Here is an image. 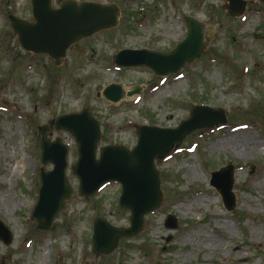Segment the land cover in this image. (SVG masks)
Returning a JSON list of instances; mask_svg holds the SVG:
<instances>
[{"label": "rangeland", "instance_id": "obj_1", "mask_svg": "<svg viewBox=\"0 0 264 264\" xmlns=\"http://www.w3.org/2000/svg\"><path fill=\"white\" fill-rule=\"evenodd\" d=\"M78 1L117 3L120 24L76 45L56 67L45 55L25 52L9 26V15L31 20L30 1L0 0V221L12 235L9 245L0 241V264H264V5L246 0L252 4L233 18L221 0ZM186 16L203 22L205 37L220 26L201 58L179 75L160 80L146 68L113 65L122 49L172 50L185 37ZM110 84L129 91L140 86L142 93L110 104L98 96ZM196 105L223 109L226 124L193 132L157 162L163 204L110 256L91 252L93 221L127 228L130 213L119 208L118 184L89 199L78 193L70 134L54 131L52 139L69 145L75 194L50 233L30 222L42 167L39 126L85 107L102 125L107 143L100 147L133 148L138 126L174 128ZM244 133L256 144L235 149ZM228 165L235 168L233 211L211 186L212 174ZM169 217L176 229L166 228Z\"/></svg>", "mask_w": 264, "mask_h": 264}, {"label": "water", "instance_id": "obj_2", "mask_svg": "<svg viewBox=\"0 0 264 264\" xmlns=\"http://www.w3.org/2000/svg\"><path fill=\"white\" fill-rule=\"evenodd\" d=\"M221 1L225 2L224 8L233 18L241 17L247 5L252 4L245 0ZM259 1L264 5V0ZM30 5L32 21L9 15V26L24 51L46 55L57 67L64 64L70 48L95 34L116 28L121 17L117 4L63 0L58 7H54L53 0H30ZM184 21L186 37L172 51L120 50L113 56V63L126 69L146 67L159 77L179 73L204 54L215 30L210 28L209 36L204 37L203 23L193 17H185ZM140 91L139 87H135L133 91L126 92L121 85L112 84L103 91V97L115 104ZM226 122L227 115L223 109L194 106L189 117L177 128L140 126L137 129V144L132 150L122 145H110L101 148L98 157L101 126L90 110L84 108L80 113L60 116L40 126L37 131L40 162L43 166H53V169L39 170L40 187L30 220L37 230L52 231L55 219L74 195L67 178L68 146L60 139L52 141L49 138L54 129L71 134L75 140L78 159L72 173L79 180V193L82 196L92 197L109 183L121 186L119 206L121 210L130 212V227H115L104 219H96L93 223L92 254L109 256L118 249L121 240L141 233L145 216L156 211L163 203L164 193L156 161H163L193 132L222 126ZM234 170L233 165L225 166L214 172L211 180V185L222 197L228 211L236 207ZM165 226L176 229L177 223L169 217ZM11 240L10 231L0 221V241L9 245Z\"/></svg>", "mask_w": 264, "mask_h": 264}, {"label": "bare ground", "instance_id": "obj_3", "mask_svg": "<svg viewBox=\"0 0 264 264\" xmlns=\"http://www.w3.org/2000/svg\"><path fill=\"white\" fill-rule=\"evenodd\" d=\"M243 135V138L241 139H237V140H234L233 142V147H235V149H238V150H242V151H245L246 149L249 148L252 140L250 137H247L246 136V133L242 134ZM252 144H256V143H252ZM251 144V146H252ZM234 149V148H233ZM199 200H203V203L207 202L205 199H199ZM198 201V200H197ZM203 204L202 203H199L197 206H202ZM187 215H190V213H187Z\"/></svg>", "mask_w": 264, "mask_h": 264}, {"label": "trees", "instance_id": "obj_4", "mask_svg": "<svg viewBox=\"0 0 264 264\" xmlns=\"http://www.w3.org/2000/svg\"><path fill=\"white\" fill-rule=\"evenodd\" d=\"M48 75L50 76V74H49V73H48ZM104 141H105L104 143H107V141H106V139H105V138H104Z\"/></svg>", "mask_w": 264, "mask_h": 264}]
</instances>
